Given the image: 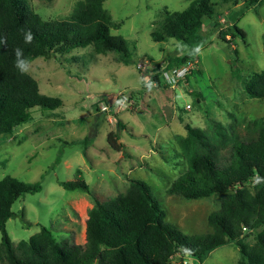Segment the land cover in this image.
I'll use <instances>...</instances> for the list:
<instances>
[{
    "label": "rangeland",
    "instance_id": "374dc122",
    "mask_svg": "<svg viewBox=\"0 0 264 264\" xmlns=\"http://www.w3.org/2000/svg\"><path fill=\"white\" fill-rule=\"evenodd\" d=\"M21 1L50 21L68 18L82 0ZM192 1L103 2L110 35L126 41L135 65L92 45L29 61L26 73L40 94L58 98L62 105L54 111L32 109L31 121L16 128L14 137L0 138V179L8 175L41 185L40 192L20 197L11 207L15 216L7 221L6 232L13 245L39 235L40 226L60 244L84 245L85 221L94 203L87 194L59 185L79 179L99 200L124 193L130 181L143 182L167 223L188 236L212 232L208 219L219 210L220 196L185 201L167 190L186 171L187 153L200 150L187 127L199 130L204 143L216 147L226 137L244 136L264 123V99L250 98L244 90L247 83L259 86L263 78L258 75L264 72V0L251 7H246L248 0H211L214 15L202 33L214 26L217 32L197 45L192 73L171 88L164 81L165 65L188 48L174 39L155 43L150 34L166 14L181 12ZM4 6L0 0V9ZM233 24L245 33L244 40L234 35ZM220 32L226 34L224 40ZM157 73L160 86L150 82ZM103 106L108 113L101 112ZM110 132L123 150L107 145ZM93 133V142L85 146L83 138ZM263 228L245 233L243 241L254 246L255 234ZM239 259L236 246L227 244L202 264H238ZM169 264L200 263L175 254Z\"/></svg>",
    "mask_w": 264,
    "mask_h": 264
},
{
    "label": "trees",
    "instance_id": "16d2710c",
    "mask_svg": "<svg viewBox=\"0 0 264 264\" xmlns=\"http://www.w3.org/2000/svg\"><path fill=\"white\" fill-rule=\"evenodd\" d=\"M104 1H79L68 18L45 21L21 0H4V9H0V138L14 137L16 128L31 121L32 109L54 111L62 105L60 99L40 94L36 81L15 67L16 49L29 62L92 45L118 54L124 64L135 65L126 41L109 33ZM261 1L248 0L246 7ZM213 15L211 0H194L183 11L160 20L151 40L174 39L188 48L184 55L168 59L166 71L194 61L197 45L217 32L214 26L203 34L206 20ZM29 30L33 40L26 43ZM232 31L245 39L237 25H232ZM225 35L220 32L218 37L224 40ZM159 75L151 76L150 82L160 86ZM258 76L263 77L259 86L247 83L244 90L250 98L264 99V72ZM186 131L200 150L187 153V169L170 184L167 194L185 201L220 196L219 210L208 219L211 233L188 236L167 223L165 212L143 182L130 181L124 193L99 200L79 179L59 185L87 194L94 203L85 221L84 245L60 244L50 230L40 226L39 235L15 246L6 232L7 221L15 216L11 207L20 197L40 192L41 185L7 175L0 179V260L6 264H169L179 254L202 264L213 250L233 244L240 254L238 264H262L264 228L255 234L254 246L246 244L243 236L264 226V123L244 136L232 134L216 147L205 144L199 130L187 127ZM94 138L95 133L84 137L85 146ZM118 140L115 133L107 134L111 150H123Z\"/></svg>",
    "mask_w": 264,
    "mask_h": 264
},
{
    "label": "built area",
    "instance_id": "2783aa9c",
    "mask_svg": "<svg viewBox=\"0 0 264 264\" xmlns=\"http://www.w3.org/2000/svg\"><path fill=\"white\" fill-rule=\"evenodd\" d=\"M192 63L193 62H189L181 67L172 68L171 70L166 71L164 74L166 85L175 88L179 84H183L194 69ZM100 110L102 113H108V107L106 106L101 107Z\"/></svg>",
    "mask_w": 264,
    "mask_h": 264
},
{
    "label": "clouds",
    "instance_id": "9594fccd",
    "mask_svg": "<svg viewBox=\"0 0 264 264\" xmlns=\"http://www.w3.org/2000/svg\"><path fill=\"white\" fill-rule=\"evenodd\" d=\"M33 40V34L31 33V31L29 30L26 35H25V42L26 43H31ZM198 51V49H197ZM15 55H16V63H15V67L23 74L26 73L29 70V62L26 59H23V53L22 50L20 49H16L15 50Z\"/></svg>",
    "mask_w": 264,
    "mask_h": 264
},
{
    "label": "water",
    "instance_id": "95a60500",
    "mask_svg": "<svg viewBox=\"0 0 264 264\" xmlns=\"http://www.w3.org/2000/svg\"><path fill=\"white\" fill-rule=\"evenodd\" d=\"M47 57H49V55Z\"/></svg>",
    "mask_w": 264,
    "mask_h": 264
}]
</instances>
